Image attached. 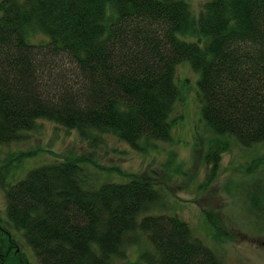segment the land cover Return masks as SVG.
<instances>
[{"label":"trees","instance_id":"1","mask_svg":"<svg viewBox=\"0 0 264 264\" xmlns=\"http://www.w3.org/2000/svg\"><path fill=\"white\" fill-rule=\"evenodd\" d=\"M189 1L0 0V146L37 120L90 145L103 134L134 150L168 142L182 62L199 75L205 125L229 140L220 150L231 139L263 143L264 0H208L197 15ZM194 35L209 42L185 40ZM89 156L35 167L12 185L10 161L0 166V264L28 261L11 228L38 264H225L178 214L146 215L164 196L149 179L88 184ZM137 245L145 251L126 261Z\"/></svg>","mask_w":264,"mask_h":264},{"label":"rangeland","instance_id":"2","mask_svg":"<svg viewBox=\"0 0 264 264\" xmlns=\"http://www.w3.org/2000/svg\"><path fill=\"white\" fill-rule=\"evenodd\" d=\"M206 1H189L195 15ZM198 79L188 62L176 67L180 95L171 116L170 141H142L141 150H134L103 134L90 145L75 130L37 120L17 141L0 146V166L10 161L6 182L15 184L41 165L90 154V162L81 163L88 184L125 183L128 175L149 179L164 196L162 204L150 207L146 215L178 214L225 264H264V142L243 148L231 139L220 150L229 140L212 134L201 118ZM214 142L209 156L218 154L215 161L206 156ZM4 210L0 193L2 218ZM204 210L218 215L214 225L203 218ZM11 233L27 264H38L21 233L13 228ZM132 250L126 261L136 260L145 248L137 245Z\"/></svg>","mask_w":264,"mask_h":264},{"label":"bare ground","instance_id":"3","mask_svg":"<svg viewBox=\"0 0 264 264\" xmlns=\"http://www.w3.org/2000/svg\"><path fill=\"white\" fill-rule=\"evenodd\" d=\"M186 38L188 40L194 41V42H200V44H207L209 42V38L205 37V36H198V35H194V36H186ZM199 44V43H198ZM199 44V45H200ZM2 193V192H0Z\"/></svg>","mask_w":264,"mask_h":264}]
</instances>
